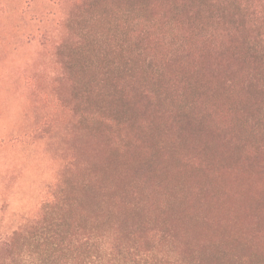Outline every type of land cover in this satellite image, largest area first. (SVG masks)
I'll return each instance as SVG.
<instances>
[{
  "label": "rangeland",
  "instance_id": "374dc122",
  "mask_svg": "<svg viewBox=\"0 0 264 264\" xmlns=\"http://www.w3.org/2000/svg\"><path fill=\"white\" fill-rule=\"evenodd\" d=\"M73 2L0 0V264H52L36 243L12 238L38 218L61 174L81 181L84 224L109 231L115 244L228 248L232 257L256 254L264 263V133L240 137L224 119H169L143 107L129 113L131 122L146 123L128 132L137 145L115 148L80 117L76 98L64 110L66 52L57 47L71 32ZM196 49L180 53L181 66L169 76L190 78L193 70L205 90L233 80L235 88L222 87L227 94L218 100L239 125L264 111L261 70H247L239 54L200 56ZM113 183L118 191L101 190ZM96 211L113 214L95 221L88 213Z\"/></svg>",
  "mask_w": 264,
  "mask_h": 264
},
{
  "label": "trees",
  "instance_id": "16d2710c",
  "mask_svg": "<svg viewBox=\"0 0 264 264\" xmlns=\"http://www.w3.org/2000/svg\"><path fill=\"white\" fill-rule=\"evenodd\" d=\"M66 24L71 32L57 47V52H66L69 94L64 110L76 98L80 117L102 128L115 148L137 145L138 138L128 132L146 123L131 122L129 113L143 107L169 119L183 116L209 123L203 121L209 118L219 125L224 119L240 137L264 133V111L239 125L237 117H228L231 109L222 107L218 98L227 94L222 87L234 89L233 80L205 90L193 70L190 78L167 72L181 66L176 63L180 53L190 56L197 47L200 56L239 54L247 70L264 73V0H74ZM80 183L61 174L38 218L12 240L36 243L52 264H260L256 254L232 257L228 248L196 253L182 247L133 249L115 244L109 231L84 224ZM119 187L113 183L101 190ZM78 211L80 217L72 215ZM88 214L101 221L113 211ZM227 257L233 262L225 261Z\"/></svg>",
  "mask_w": 264,
  "mask_h": 264
}]
</instances>
